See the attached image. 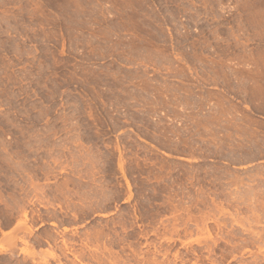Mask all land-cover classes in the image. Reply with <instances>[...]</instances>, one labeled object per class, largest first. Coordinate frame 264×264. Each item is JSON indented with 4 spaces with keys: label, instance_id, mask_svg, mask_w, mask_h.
<instances>
[{
    "label": "rangeland",
    "instance_id": "rangeland-1",
    "mask_svg": "<svg viewBox=\"0 0 264 264\" xmlns=\"http://www.w3.org/2000/svg\"><path fill=\"white\" fill-rule=\"evenodd\" d=\"M0 264H264V0H0Z\"/></svg>",
    "mask_w": 264,
    "mask_h": 264
},
{
    "label": "bare ground",
    "instance_id": "bare-ground-1",
    "mask_svg": "<svg viewBox=\"0 0 264 264\" xmlns=\"http://www.w3.org/2000/svg\"><path fill=\"white\" fill-rule=\"evenodd\" d=\"M27 214V213H26ZM26 217V216H25Z\"/></svg>",
    "mask_w": 264,
    "mask_h": 264
}]
</instances>
